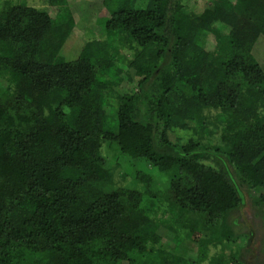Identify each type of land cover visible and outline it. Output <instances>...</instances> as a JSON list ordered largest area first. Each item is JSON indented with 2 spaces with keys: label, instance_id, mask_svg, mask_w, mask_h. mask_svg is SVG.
Returning a JSON list of instances; mask_svg holds the SVG:
<instances>
[{
  "label": "trees",
  "instance_id": "1",
  "mask_svg": "<svg viewBox=\"0 0 264 264\" xmlns=\"http://www.w3.org/2000/svg\"><path fill=\"white\" fill-rule=\"evenodd\" d=\"M150 2L154 25L118 6L101 20L99 38L68 60L61 51L72 17L6 1L0 264H203L209 256L212 264H247L233 246L224 250L241 240L230 221L238 188L264 191V98L226 63L252 50L264 0H213L210 22L183 0ZM208 35L213 50L205 49ZM152 45L161 52L134 90L107 85L131 62L124 48L137 55ZM176 129L193 138L181 141ZM103 148L115 152L112 161ZM124 163L155 167L165 179L135 168L142 189H132ZM161 226L173 232L175 249L198 237L207 254L185 262L156 248Z\"/></svg>",
  "mask_w": 264,
  "mask_h": 264
},
{
  "label": "rangeland",
  "instance_id": "2",
  "mask_svg": "<svg viewBox=\"0 0 264 264\" xmlns=\"http://www.w3.org/2000/svg\"><path fill=\"white\" fill-rule=\"evenodd\" d=\"M6 1L9 0H0V13L6 8ZM11 1L21 6L44 9L50 16L57 15L64 18H73L75 22L73 33L63 45L61 51L62 56L68 60L77 57L78 50L85 42L99 38L100 29L102 28L101 20L107 16L106 12L108 13L118 6H126V8L132 10L136 22L141 26L154 25L155 23L150 0H108V3H106L107 0ZM212 1L183 0V4L198 14L202 20L210 22L212 16ZM255 23L259 29V37L254 43L252 50L246 56L237 53L231 55L227 60L226 68L247 80L258 94L264 98V17L257 19ZM160 31L166 36L164 30L160 29ZM120 35L125 40H129L125 32L120 31ZM215 44L216 41L213 35H208L205 42V49L213 50ZM140 51L135 55L132 50L127 48L122 50L125 58L131 60V62L124 65L123 69L118 70L119 78L116 81H109L107 85L116 87V89L122 91H130L136 88V81L141 77L140 74L146 73L152 67L161 49L160 46L152 45ZM95 65L97 66L96 63ZM140 68L145 71H138ZM174 135L182 139L181 141H189L190 138H193L192 132L187 129H176ZM102 153L104 155L106 153L108 159H111L110 161L113 160L114 151L108 154L103 148ZM207 162L214 163L215 159L211 157ZM135 168L146 169L154 175L156 180L165 179L155 167H148L144 163H137L133 166L129 163H124L123 170L129 175L124 185L132 189H142L141 184L136 183L132 178V172ZM238 191L240 193L241 203L239 208L230 215V221L233 222L234 229L241 236V240L239 245L226 244L224 252L228 254L233 246V253L247 264H264V207L255 202L259 198L264 202V191L244 188H238ZM130 214L139 223H142L145 219L144 216L136 211H132ZM182 219L185 221L190 220L186 214L182 215ZM157 234L161 239L154 246L160 248L163 252L178 254L179 257L186 260L185 262L195 261L197 258L204 256V253L205 255L207 254L203 241L198 237L185 240L180 248L175 249L173 232L161 226L158 228ZM219 250V246L217 248L211 247L210 253L211 255L214 253L219 254ZM212 261H214L213 256H209L203 264H212Z\"/></svg>",
  "mask_w": 264,
  "mask_h": 264
}]
</instances>
